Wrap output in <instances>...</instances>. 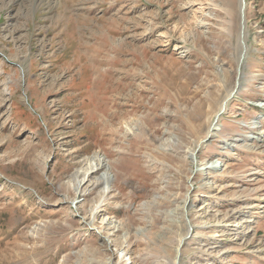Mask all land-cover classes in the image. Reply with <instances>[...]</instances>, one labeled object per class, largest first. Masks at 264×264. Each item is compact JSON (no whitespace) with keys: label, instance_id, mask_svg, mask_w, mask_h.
Listing matches in <instances>:
<instances>
[{"label":"rangeland","instance_id":"1","mask_svg":"<svg viewBox=\"0 0 264 264\" xmlns=\"http://www.w3.org/2000/svg\"><path fill=\"white\" fill-rule=\"evenodd\" d=\"M245 4L219 110L237 0H0V264H169L186 219L179 264H264V0ZM95 154L98 206L102 170L70 181Z\"/></svg>","mask_w":264,"mask_h":264},{"label":"bare ground","instance_id":"2","mask_svg":"<svg viewBox=\"0 0 264 264\" xmlns=\"http://www.w3.org/2000/svg\"><path fill=\"white\" fill-rule=\"evenodd\" d=\"M245 6H246L245 0H237V15H238V24H237L238 25L237 26L238 54H237V59H236L237 60V69H236L237 77H236V80L232 86V89L220 101L219 110L222 109L226 105L227 101L233 95V91L238 89V87L241 85L243 70H244V68H246L245 67L246 66V55H247V50H248V45L246 43V40H247V35H248V28H247V24H246V14H245L246 8H245ZM218 111L213 115L214 117H216L215 115L218 113ZM218 129H219V124H217V125L214 124V120L210 119V117H208V125H207V131H206L205 136H213L214 133ZM243 137H245V138L247 137L250 139L253 137L256 140H260L257 136H253V135L252 136L246 135ZM202 139H204V138H201L198 141H196L194 148L187 150V155L193 164L196 163V157H195V151L196 150L195 149L200 145V142H202ZM242 139H244V138H242ZM245 150H247V149H245ZM216 162H217L216 160H212L209 162V164L205 165L204 167L199 166L200 167L199 170H202L205 168H207V169L208 168H210V169L216 168L217 167ZM100 170H102L101 175L99 177H97L95 180L97 182L101 183V191H100L98 199L96 200L95 206H98L99 203L102 201V198H105V196L109 192L110 182L112 180L110 167L107 164L105 158L99 154L92 155L91 157H89V159L85 165H83V166H81L75 170V172L71 175L72 177L70 180L72 182V188L74 189L75 193H80V195H81V192H82L81 185L85 182V180H88V178L91 177V175L97 173ZM184 205L189 206V207L191 206V204L188 202L187 198L185 200ZM246 217L243 221L233 224V226L234 227H237V225L242 226L243 223L245 224L246 222H249L250 221V219L248 218L249 216H246ZM186 223H187L186 224L187 232H186L185 236H183L182 239H180L178 241L175 259L172 262H168L169 264H179V257L181 255L180 245L182 244V242L184 241L186 236H190V234L192 233L191 232L192 231V228H191L192 222L189 219H186Z\"/></svg>","mask_w":264,"mask_h":264},{"label":"water","instance_id":"3","mask_svg":"<svg viewBox=\"0 0 264 264\" xmlns=\"http://www.w3.org/2000/svg\"><path fill=\"white\" fill-rule=\"evenodd\" d=\"M200 146L197 147V149L199 148Z\"/></svg>","mask_w":264,"mask_h":264}]
</instances>
